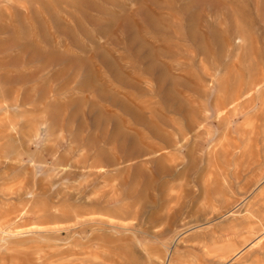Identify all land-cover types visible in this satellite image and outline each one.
Here are the masks:
<instances>
[{
  "label": "rangeland",
  "instance_id": "1",
  "mask_svg": "<svg viewBox=\"0 0 264 264\" xmlns=\"http://www.w3.org/2000/svg\"><path fill=\"white\" fill-rule=\"evenodd\" d=\"M263 228L264 0H0V264H264Z\"/></svg>",
  "mask_w": 264,
  "mask_h": 264
},
{
  "label": "bare ground",
  "instance_id": "2",
  "mask_svg": "<svg viewBox=\"0 0 264 264\" xmlns=\"http://www.w3.org/2000/svg\"><path fill=\"white\" fill-rule=\"evenodd\" d=\"M236 96V95H235ZM234 101H235V99H234ZM238 101V100H237ZM232 114V113H231ZM229 117V116H228ZM228 120V119H227ZM249 169V168H248ZM248 169H247V171H248ZM236 179H239V178H236ZM260 208H263L262 207V205L260 204L259 205V208L257 209V208H255L254 210L255 211H259L260 210ZM257 209V210H256ZM248 218V217H247ZM247 220V219H246ZM243 222V221H242ZM256 224V223H255ZM259 225V224H258ZM241 226V225H240ZM247 236H248V234H246ZM252 235V234H251ZM243 236H245V235H243ZM262 236H264V228L261 230V233H260V235L256 238V242H258L260 239H261V237ZM238 238V237H237ZM263 239V238H262ZM255 240V239H254ZM261 241V240H260ZM258 244H259V242H258ZM213 245V244H212ZM214 246V245H213ZM210 250H212V249H210ZM208 253V252H207ZM238 253H236L235 255H237ZM168 260L170 259V253L168 254ZM257 258V257H256ZM252 260V259H251ZM254 261V260H253ZM253 261H252V263H253ZM255 262V261H254ZM259 262V261H258ZM251 263V264H252ZM257 263V262H256Z\"/></svg>",
  "mask_w": 264,
  "mask_h": 264
}]
</instances>
